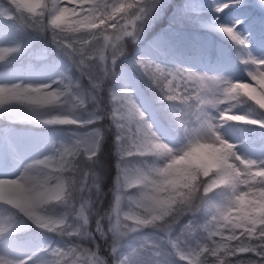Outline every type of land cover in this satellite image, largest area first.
<instances>
[{
    "label": "clouds",
    "instance_id": "obj_1",
    "mask_svg": "<svg viewBox=\"0 0 264 264\" xmlns=\"http://www.w3.org/2000/svg\"><path fill=\"white\" fill-rule=\"evenodd\" d=\"M248 2L196 0L238 62L195 67L129 57L164 0H0V121L28 132L0 139V264H264V51L226 13Z\"/></svg>",
    "mask_w": 264,
    "mask_h": 264
},
{
    "label": "rangeland",
    "instance_id": "obj_2",
    "mask_svg": "<svg viewBox=\"0 0 264 264\" xmlns=\"http://www.w3.org/2000/svg\"><path fill=\"white\" fill-rule=\"evenodd\" d=\"M232 15L245 18L242 27L253 33L256 50L264 51V11H259L252 0H249L246 6L235 9ZM196 17V0H164L143 38L130 46L132 52L129 51V57L147 53L162 63H182L195 67L211 66L229 58L233 62H238L232 44L215 31L200 26L196 22ZM16 37L15 32L0 26V42H9ZM9 69L11 74H24L26 71L20 61L10 65ZM137 71L136 68L129 66V77L136 82L143 97L151 101L152 97L142 87ZM26 135L28 132L25 126L0 121V139L23 138Z\"/></svg>",
    "mask_w": 264,
    "mask_h": 264
},
{
    "label": "trees",
    "instance_id": "obj_3",
    "mask_svg": "<svg viewBox=\"0 0 264 264\" xmlns=\"http://www.w3.org/2000/svg\"><path fill=\"white\" fill-rule=\"evenodd\" d=\"M168 10H169V8H168ZM137 73H138V76H139L143 86L148 90L149 94L152 96V94H151V92H150V90H149V88H148V86L146 84L145 78L143 77V75L140 72L137 71ZM105 151L107 153V162H108V164L110 166L111 162H112V157H111V138H109L107 144L105 145ZM109 183H111V172L109 173L108 179H107V181L105 183V187H107V185Z\"/></svg>",
    "mask_w": 264,
    "mask_h": 264
},
{
    "label": "snow or ice",
    "instance_id": "obj_4",
    "mask_svg": "<svg viewBox=\"0 0 264 264\" xmlns=\"http://www.w3.org/2000/svg\"><path fill=\"white\" fill-rule=\"evenodd\" d=\"M235 9H230V10H226V13L227 12H231V11H234ZM142 56H145V57H149V55L147 53H143L141 54Z\"/></svg>",
    "mask_w": 264,
    "mask_h": 264
}]
</instances>
